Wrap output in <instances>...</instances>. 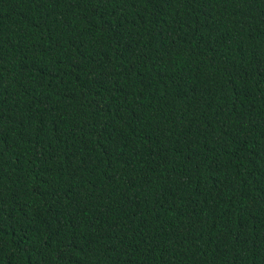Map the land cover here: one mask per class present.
<instances>
[{
  "label": "trees",
  "instance_id": "obj_1",
  "mask_svg": "<svg viewBox=\"0 0 264 264\" xmlns=\"http://www.w3.org/2000/svg\"><path fill=\"white\" fill-rule=\"evenodd\" d=\"M0 264H264V0H0Z\"/></svg>",
  "mask_w": 264,
  "mask_h": 264
}]
</instances>
